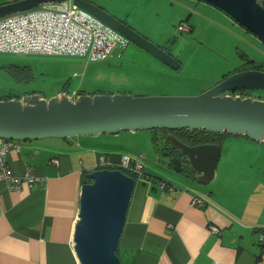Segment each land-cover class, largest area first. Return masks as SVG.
I'll list each match as a JSON object with an SVG mask.
<instances>
[{
	"label": "crops",
	"instance_id": "1",
	"mask_svg": "<svg viewBox=\"0 0 264 264\" xmlns=\"http://www.w3.org/2000/svg\"><path fill=\"white\" fill-rule=\"evenodd\" d=\"M24 68L30 69L22 78L25 81L32 69ZM98 93L104 92L94 94ZM139 132L125 133V138L119 133L14 142L18 149L9 150L5 163L8 173L22 180L18 189L9 190L0 172V264H78L73 230L80 189L87 183L86 175L100 169L101 157L112 168L119 169L122 159L128 157L144 169V174L136 176L119 239L121 264H264V243L259 241L264 234V169L255 171L250 162L260 155L264 164L263 144L244 137H234L233 145L226 143L230 139L223 140L221 155L227 144L236 148L235 158L227 157L219 171L220 156L213 180L203 186L196 183L194 174L185 178L168 163L163 171L166 178L149 173L152 164L156 166L155 159L144 153L139 159V150L128 148L140 141ZM3 144L0 140V146ZM254 146V156L244 152L245 147ZM161 156L166 159L164 153ZM156 160L159 164L160 158ZM27 174L34 177V183L24 181ZM138 178L141 185L136 184ZM160 182L172 185L175 191L160 190ZM195 198L204 206L193 207ZM209 227L217 233H211Z\"/></svg>",
	"mask_w": 264,
	"mask_h": 264
},
{
	"label": "water",
	"instance_id": "2",
	"mask_svg": "<svg viewBox=\"0 0 264 264\" xmlns=\"http://www.w3.org/2000/svg\"><path fill=\"white\" fill-rule=\"evenodd\" d=\"M65 0H18L0 5V19ZM223 13L264 44V7L259 0H196ZM103 26L163 66L177 71V60L104 9L86 0H71ZM239 90L264 91V72L247 70L223 79L197 96L141 97L128 94L58 95L46 99L26 95L0 100V140L34 142L73 139L121 132L165 131L164 156L174 173L207 185L215 175L221 146H187L169 132L186 130L226 133L264 144V100L233 96ZM80 189L73 244L78 264H121L119 239L127 217L135 179L117 169L86 175Z\"/></svg>",
	"mask_w": 264,
	"mask_h": 264
},
{
	"label": "rangeland",
	"instance_id": "3",
	"mask_svg": "<svg viewBox=\"0 0 264 264\" xmlns=\"http://www.w3.org/2000/svg\"><path fill=\"white\" fill-rule=\"evenodd\" d=\"M15 1L0 0V5ZM93 2L105 6L108 14L177 60L179 69H168L131 43L125 47L116 45L107 59L97 62L77 57L0 55V97L10 94L23 98L34 93L50 99L59 93L70 95L76 91L88 95L104 92L141 97L197 96L240 68L245 63L243 59L264 60L263 43L223 13L196 0ZM188 18L187 24L192 32L180 33L178 26L185 24ZM10 66L19 67L23 75L24 66H30V79L24 81L21 76L14 75ZM112 78H120V81H112ZM242 91L253 99L264 100V91ZM121 133L125 138L127 134ZM139 133L140 141L128 148L138 149L139 159L142 153L153 157L159 169L152 164L148 172L166 178L164 169L168 160L161 156L164 143L160 134L154 145L150 131ZM227 139L230 140L226 143L232 144L235 138ZM227 144L222 149L219 171L225 167L223 163L227 157L231 159L236 155V148ZM254 149L255 146L245 147L244 152L254 156ZM157 158H160L159 164ZM250 162L255 171L264 169L260 155L254 156ZM136 184H142L141 178Z\"/></svg>",
	"mask_w": 264,
	"mask_h": 264
},
{
	"label": "built area",
	"instance_id": "4",
	"mask_svg": "<svg viewBox=\"0 0 264 264\" xmlns=\"http://www.w3.org/2000/svg\"><path fill=\"white\" fill-rule=\"evenodd\" d=\"M54 7V9H52ZM178 31L188 33L189 27L181 24ZM116 45L125 47L127 42L103 26L87 13L72 6L71 0H65L58 6H47L0 19V55H27L48 57H77L87 62L107 59ZM246 93L236 92L233 96L250 97ZM18 149L14 142L5 141L0 146V172L9 190L18 189L20 178L12 177L7 170L5 156L10 149ZM55 164L52 161L50 164ZM110 161L99 159L100 169L112 168ZM119 169L136 176L144 174L143 165L133 163L124 157ZM24 181L32 184L34 177L27 174ZM159 189L173 193L175 188L160 182ZM193 207H203L198 198L192 200ZM211 233L217 229L209 227ZM259 241L264 243V234Z\"/></svg>",
	"mask_w": 264,
	"mask_h": 264
},
{
	"label": "trees",
	"instance_id": "5",
	"mask_svg": "<svg viewBox=\"0 0 264 264\" xmlns=\"http://www.w3.org/2000/svg\"><path fill=\"white\" fill-rule=\"evenodd\" d=\"M260 2V0H259ZM263 7H264V3L261 2L260 3ZM186 23L187 20H186ZM185 23V24H186ZM181 25V24H180ZM179 25V26H180ZM178 26V27H179ZM189 27V26H188ZM190 27H189V32H190ZM244 31H246L244 29ZM247 33H249L248 31H246ZM182 33V32H180ZM245 61L244 64H242V66L240 68H238L237 70H235L234 72H232L231 74H228L226 76H224L222 78L225 79L230 75H233L235 73L241 72V71H247V70H255V71H263L264 72V61H259V62H254V61H249V59H243ZM10 70H14L15 72H17L22 78L26 75V72L28 71L27 69L24 68L25 71V75H23L20 71L19 68L17 67H10ZM236 92H242V90L236 91ZM236 92H233V94H235ZM34 94V93H33ZM78 95H82L84 93H77ZM98 94H104V93H98ZM94 95V93L92 94ZM20 99L19 97H15L12 95H7L3 98L0 97V100H11V99ZM152 133L153 137H152V142L154 145H156V141L158 140V134H160V137L163 139V141H165V137L168 134V132L165 131H152L150 132ZM171 135H173L175 138H177L180 142H182L183 144L187 145V146H196V145H204V144H218L221 145L223 140H225L226 138L229 137H233L230 136L226 133H222V134H213V133H209L203 130L200 131H193V132H188L186 130H179V131H173V132H169ZM165 147H167L166 141H165ZM109 169H116V168H109ZM120 170L121 172H123L124 174L133 177L134 179H136V175L131 174L130 172H126L124 170L121 169H117Z\"/></svg>",
	"mask_w": 264,
	"mask_h": 264
}]
</instances>
